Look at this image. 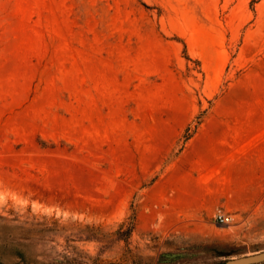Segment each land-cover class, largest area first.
Segmentation results:
<instances>
[{"label":"rangeland","instance_id":"1","mask_svg":"<svg viewBox=\"0 0 264 264\" xmlns=\"http://www.w3.org/2000/svg\"><path fill=\"white\" fill-rule=\"evenodd\" d=\"M263 251L264 0H0V264Z\"/></svg>","mask_w":264,"mask_h":264},{"label":"water","instance_id":"2","mask_svg":"<svg viewBox=\"0 0 264 264\" xmlns=\"http://www.w3.org/2000/svg\"><path fill=\"white\" fill-rule=\"evenodd\" d=\"M261 263H264V251L227 260L223 264H261Z\"/></svg>","mask_w":264,"mask_h":264},{"label":"built area","instance_id":"3","mask_svg":"<svg viewBox=\"0 0 264 264\" xmlns=\"http://www.w3.org/2000/svg\"><path fill=\"white\" fill-rule=\"evenodd\" d=\"M232 221L230 214H217L215 216V223L218 225H228Z\"/></svg>","mask_w":264,"mask_h":264}]
</instances>
